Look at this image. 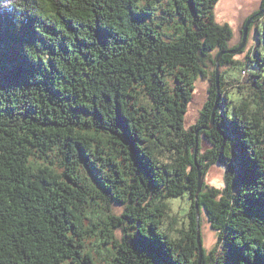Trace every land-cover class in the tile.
Here are the masks:
<instances>
[{
  "label": "trees",
  "instance_id": "trees-1",
  "mask_svg": "<svg viewBox=\"0 0 264 264\" xmlns=\"http://www.w3.org/2000/svg\"><path fill=\"white\" fill-rule=\"evenodd\" d=\"M219 2L0 0V264H264V20L240 91ZM197 210L217 237L200 262Z\"/></svg>",
  "mask_w": 264,
  "mask_h": 264
},
{
  "label": "rangeland",
  "instance_id": "rangeland-1",
  "mask_svg": "<svg viewBox=\"0 0 264 264\" xmlns=\"http://www.w3.org/2000/svg\"><path fill=\"white\" fill-rule=\"evenodd\" d=\"M260 4L261 0H220V2L217 4L215 9L216 21L220 24H228L232 30L230 47H234L242 43L243 24L248 17L259 11ZM257 19V26H254L250 35L247 36L248 38L246 39L245 46L242 49L243 53L237 54L234 58L239 63L244 64V62H247V64H249L248 70L244 71V73H241V76L239 77L240 87H242V90L240 91L244 92H249L252 88H254L252 81H256L257 79L251 75L255 76L256 71L257 73H260L262 69L259 67L255 70V68L251 66L254 65L253 62L249 63L247 60L248 57H253V48L256 46L255 32L258 28H260L262 21L264 20V12ZM226 70H229V68H223L222 70L219 69V71L222 72ZM232 71L233 76L238 75V70L235 69ZM257 75L259 76V74ZM208 89V80L202 81L201 79H198L196 81L192 100L185 117L184 124L186 128L195 125L197 119L199 118V113L208 98ZM202 144L204 150L210 148V145L206 141H203ZM223 174L224 170L222 167H211L205 178L206 184L217 189H222L224 187ZM168 206L170 209L169 215L171 218V223H174V227L181 232L189 221L188 214L191 204L187 199H175L168 201ZM114 210L116 214H120L122 213L123 208L115 207ZM199 219L201 223L199 231L202 240V247L206 253H209V251L215 246L217 237L215 232L211 230L203 211H201ZM121 235V232L117 233V237H121Z\"/></svg>",
  "mask_w": 264,
  "mask_h": 264
},
{
  "label": "water",
  "instance_id": "water-1",
  "mask_svg": "<svg viewBox=\"0 0 264 264\" xmlns=\"http://www.w3.org/2000/svg\"><path fill=\"white\" fill-rule=\"evenodd\" d=\"M251 20H252V18L248 19L247 22L245 23L243 29H242V43L237 48L232 49V50H230L228 52H225V53H228V54H231V55H235V54L239 53L240 51H242V49L244 48L245 43H246L248 27L250 25ZM223 54L224 53H219L217 55V57H216V60H215V63H216V72H215V74H216L215 75L216 76V82H218V78H219V59L222 57ZM217 103H218V99L216 100V103L214 105L213 113L216 110ZM211 126H213V122L212 121H211ZM202 184H203V179H200L198 181V192L201 189ZM196 209H197V207H196ZM199 217H200V214H199V211L197 210V245H198V251H199L198 262H200V260H201V258L203 256L202 246H201V242H200V234H199V232H200L199 231Z\"/></svg>",
  "mask_w": 264,
  "mask_h": 264
}]
</instances>
